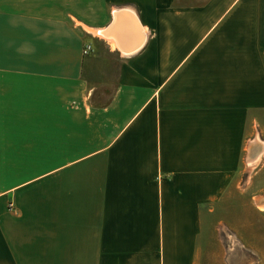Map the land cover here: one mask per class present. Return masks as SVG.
<instances>
[{"label": "crops", "instance_id": "0c3cea01", "mask_svg": "<svg viewBox=\"0 0 264 264\" xmlns=\"http://www.w3.org/2000/svg\"><path fill=\"white\" fill-rule=\"evenodd\" d=\"M253 123L264 0H0V264H211Z\"/></svg>", "mask_w": 264, "mask_h": 264}, {"label": "rangeland", "instance_id": "374dc122", "mask_svg": "<svg viewBox=\"0 0 264 264\" xmlns=\"http://www.w3.org/2000/svg\"><path fill=\"white\" fill-rule=\"evenodd\" d=\"M252 125L256 127L251 128L250 139L244 142L235 186L202 226L203 232L216 238L220 248L219 257L211 258V264H264V128ZM212 242L214 245L215 239ZM209 247L213 253L219 251ZM203 256L198 257V264H207Z\"/></svg>", "mask_w": 264, "mask_h": 264}, {"label": "bare ground", "instance_id": "6f19581e", "mask_svg": "<svg viewBox=\"0 0 264 264\" xmlns=\"http://www.w3.org/2000/svg\"><path fill=\"white\" fill-rule=\"evenodd\" d=\"M112 15V22L98 34L109 40L120 53L134 52L145 39L144 28L138 17L129 9L113 12Z\"/></svg>", "mask_w": 264, "mask_h": 264}, {"label": "water", "instance_id": "95a60500", "mask_svg": "<svg viewBox=\"0 0 264 264\" xmlns=\"http://www.w3.org/2000/svg\"><path fill=\"white\" fill-rule=\"evenodd\" d=\"M121 10H128V9H125V8H119V9H114V10H112V12H111V19H110V21L108 22V24L104 27V29L107 28V26L112 22V18H113L112 13H113V12H118V11H121ZM136 17H137V16H136Z\"/></svg>", "mask_w": 264, "mask_h": 264}]
</instances>
